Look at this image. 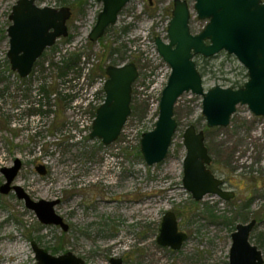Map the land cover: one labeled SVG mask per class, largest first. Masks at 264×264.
Returning <instances> with one entry per match:
<instances>
[{"label":"rangeland","instance_id":"obj_1","mask_svg":"<svg viewBox=\"0 0 264 264\" xmlns=\"http://www.w3.org/2000/svg\"><path fill=\"white\" fill-rule=\"evenodd\" d=\"M17 1L0 0V186L5 182L1 169L20 159L23 166L14 184L35 200L59 199L55 210L69 230L42 224L14 192H0V264H37L33 242L51 255L72 252L86 264H110L111 258H122L124 264H229L237 224L253 219L257 224L250 240L264 255V116L239 105L228 127L208 128L202 97L186 93L175 107L178 129L167 157L149 166L141 153L142 135L155 128L159 116V96L146 81L150 71L166 70L154 48L157 37L167 40V0L131 1L98 42L88 36L101 3L36 0L41 7H70L72 17L69 36L46 49L25 79L11 69L8 58L9 16ZM189 4L193 9L194 1ZM195 22L193 32L204 25ZM71 54L80 56L82 79H57L55 64ZM195 62L205 89L248 80L247 69L226 52L208 60L196 56ZM126 63H135L139 71L131 114L117 141L106 146L90 134L106 97L107 76L98 73L93 80L88 74ZM44 84L55 92L44 94ZM190 125L205 132L210 168L234 199L208 194L196 201L184 188L183 135ZM38 166L45 167V175ZM169 211L179 231L188 235L180 250L157 242Z\"/></svg>","mask_w":264,"mask_h":264},{"label":"water","instance_id":"obj_2","mask_svg":"<svg viewBox=\"0 0 264 264\" xmlns=\"http://www.w3.org/2000/svg\"><path fill=\"white\" fill-rule=\"evenodd\" d=\"M133 0H97L103 5L89 40L98 42L109 27L118 22L120 12ZM194 10L207 25L199 34L190 29L191 11L188 1L175 0L172 19L169 23L168 39H155L159 55L171 67L168 83L162 92L159 116L155 128L142 135L141 153L147 165L162 162L172 146L178 129L175 107L186 93L202 97V113L208 128L228 127L231 117L239 105H247L256 116H264V0H193ZM72 17L70 7H41L36 0H18L9 16L10 48L8 58L11 69L21 78L32 73L35 63L44 51L53 47L60 38L69 36L67 22ZM222 52L234 55L247 69L248 80L241 88L214 86L205 89L203 76L195 62L196 56L206 59ZM105 100L96 111L90 138H99L106 146L117 141L131 114L133 84L139 77L135 63L121 66L109 65L105 69ZM183 143L187 150L184 158V188L196 201L206 195H217L231 200L235 193L222 188L223 180L209 168L212 157L206 146L203 130L195 125L186 128ZM22 167L20 159L14 166L3 168L6 183L1 192L7 194L13 188L18 198L36 213L44 225L60 226L64 231L69 225L55 211L57 200L34 201L19 185L12 186ZM46 174L44 166L36 169ZM257 221L238 223L232 234L229 264H264L263 252L250 241ZM188 239L179 231L174 212H167L162 220L157 238L159 245L180 250ZM37 264H86L72 252L60 256L32 243ZM110 264H123L121 258H111Z\"/></svg>","mask_w":264,"mask_h":264},{"label":"built area","instance_id":"obj_3","mask_svg":"<svg viewBox=\"0 0 264 264\" xmlns=\"http://www.w3.org/2000/svg\"><path fill=\"white\" fill-rule=\"evenodd\" d=\"M190 1V0H188ZM173 2L174 0H167V5H169V11L167 12V15H166V18H167V21L164 25V28H163V31H164V35L167 36V28H168V25L170 23V20H171V17H172V5H173ZM191 23L196 20L195 23H201L203 20H200L196 14V12L194 11V9H191ZM204 22V25L200 27V30L199 31H194V33H199L201 32L205 26H206V21H203ZM154 51L157 52V54L155 55L156 58L159 59L160 62H163L164 63V66L166 67V70L165 72H162V68H158L156 69L155 71H150L149 72V76L147 78V81H146V84L150 90V92H152L153 94H155L156 96L158 95L159 96V99H161V96H162V92L165 88V86L167 85V82H168V79H169V76L171 74V68L170 66L161 58V56L159 55L158 51H157V48L155 46L154 48ZM155 58V59H156ZM159 103L156 105L157 108H159V105H160V100H158ZM155 105V104H154Z\"/></svg>","mask_w":264,"mask_h":264},{"label":"trees","instance_id":"obj_4","mask_svg":"<svg viewBox=\"0 0 264 264\" xmlns=\"http://www.w3.org/2000/svg\"><path fill=\"white\" fill-rule=\"evenodd\" d=\"M79 3L83 4L84 2H83V0H80ZM111 53L112 54L115 53V50H112ZM79 58H80L79 55L71 54V55H69V57L65 58V60L63 62H59L58 64H55L53 69H54L55 75L57 76V79L66 80L71 75H73L74 80H81L83 77L84 69L82 67H80V62H77V60H79ZM212 58H214V57H212ZM209 59H211V58H209ZM206 60H208V59H206ZM119 65H121V64H119ZM98 73L103 75L104 77H106L105 69L102 67H99L97 72L96 71L94 73L89 72V74H88L89 78L88 79H91V78L93 80L96 79V77H97L96 75ZM92 75H94V77H92ZM247 77H249V76H247ZM43 86L44 87L42 88V90H43L44 94L46 93V95L50 96L55 92V89L53 91L50 90L47 84L46 85L44 84ZM243 86H244V84L243 85H234V86H232V88L237 89V88H241ZM57 90H58V87H57Z\"/></svg>","mask_w":264,"mask_h":264},{"label":"flooded vegetation","instance_id":"obj_5","mask_svg":"<svg viewBox=\"0 0 264 264\" xmlns=\"http://www.w3.org/2000/svg\"><path fill=\"white\" fill-rule=\"evenodd\" d=\"M97 1V0H96ZM151 1V0H150ZM151 3H154V2H151ZM116 66H119V65H116ZM105 75H106V73H105ZM21 78V77H20ZM28 78V77H27ZM22 79H25V78H22ZM136 82V81H135ZM15 162V161H14ZM22 162V161H21ZM212 164V163H211ZM13 166H14V163H13ZM13 166H11V167H13ZM22 166H23V163H22ZM211 166V165H210ZM210 166H209V168H210ZM5 168V167H4ZM6 168H10V167H6ZM22 168V167H21ZM3 169V168H2ZM2 169H1V172H2ZM36 169H37V167H36ZM211 169V168H210ZM21 170V169H20ZM212 170V169H211ZM20 172V171H19ZM19 174V173H18ZM4 175V174H3ZM4 177H5V175H4ZM18 177V176H17ZM16 177V178H17ZM16 180V179H15ZM15 180L12 182V186H14V185H17V184H14V182H15ZM223 180V179H222ZM6 183V177H5V182L0 186V192H1V187L4 185ZM224 186H225V183H224V180H223V185H222V188L224 189ZM24 189V188H23ZM25 190V189H24ZM226 190V189H225ZM11 192H14V194L17 196V198H18V195H17V193H16V191L12 188L11 190H10V192L9 193H7V194H5V193H3V192H1L2 194H5V195H8V194H10ZM25 192H26V190H25ZM27 194H28V192H26ZM29 195V194H28ZM30 196V195H29ZM235 197V196H234ZM234 197L232 198V199H234ZM30 198H32L31 196H30ZM33 199V198H32ZM231 199V200H232ZM21 200V199H20ZM34 201H39V200H35V199H33ZM57 200V199H56ZM59 200V199H58ZM24 201V200H23ZM60 201V200H59ZM228 201H230V200H228ZM60 203V202H59ZM58 203V204H59ZM57 206V205H56ZM56 211V210H55ZM57 213V212H56ZM58 214V213H57ZM59 215V214H58ZM251 241V240H250ZM252 243V242H251ZM253 244V243H252ZM39 247V246H38ZM33 248V247H32ZM44 249V248H43ZM55 256V255H54ZM60 256V255H59ZM264 256V255H263ZM122 259V258H121ZM111 260V259H110ZM123 264H124V262H123Z\"/></svg>","mask_w":264,"mask_h":264},{"label":"bare ground","instance_id":"obj_6","mask_svg":"<svg viewBox=\"0 0 264 264\" xmlns=\"http://www.w3.org/2000/svg\"><path fill=\"white\" fill-rule=\"evenodd\" d=\"M24 252V246L21 247V254Z\"/></svg>","mask_w":264,"mask_h":264}]
</instances>
